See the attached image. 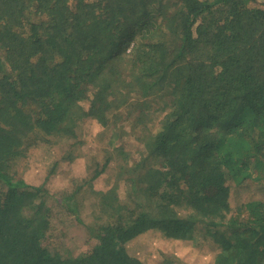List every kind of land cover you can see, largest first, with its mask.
Wrapping results in <instances>:
<instances>
[{
  "label": "trees",
  "instance_id": "16d2710c",
  "mask_svg": "<svg viewBox=\"0 0 264 264\" xmlns=\"http://www.w3.org/2000/svg\"><path fill=\"white\" fill-rule=\"evenodd\" d=\"M155 96L170 97L158 129L112 148L124 194L81 177L57 199L98 242L52 246V195L16 161ZM149 230L264 264V0H0V264H144L126 244Z\"/></svg>",
  "mask_w": 264,
  "mask_h": 264
},
{
  "label": "rangeland",
  "instance_id": "374dc122",
  "mask_svg": "<svg viewBox=\"0 0 264 264\" xmlns=\"http://www.w3.org/2000/svg\"><path fill=\"white\" fill-rule=\"evenodd\" d=\"M121 48H125V45ZM122 108L116 116V122L108 127L87 118L81 123L77 138L40 140L28 149L25 156L16 161V177L30 185L43 186L52 195L49 203L52 212L51 224L54 227L49 240L52 246L71 251L72 256L87 251L98 240L88 238L85 226L81 227L68 212L63 198L62 201H57L62 197L59 194L71 193L75 181L85 177L92 178L89 181L91 190L98 191H106L112 181L116 180L122 196L123 185L117 180L116 166L110 160L112 148L122 147L134 151L141 144L140 137L158 129L161 118L170 108V97L155 96L149 108H144L143 105L134 109H130L129 105ZM136 157L137 154L134 153L133 158ZM104 161L111 162L109 168L93 178ZM88 197L95 198L96 195L92 193ZM69 205L74 204L70 201ZM81 208L80 218L89 223L94 213L91 202L86 199ZM126 249L131 256L140 259L144 264H213L219 251L218 245L200 234L196 236V240H176L155 230L136 236L127 242ZM53 250L51 247V251Z\"/></svg>",
  "mask_w": 264,
  "mask_h": 264
}]
</instances>
